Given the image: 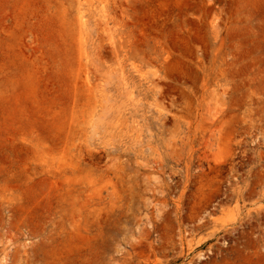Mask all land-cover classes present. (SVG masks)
Returning a JSON list of instances; mask_svg holds the SVG:
<instances>
[{"label":"rangeland","instance_id":"374dc122","mask_svg":"<svg viewBox=\"0 0 264 264\" xmlns=\"http://www.w3.org/2000/svg\"><path fill=\"white\" fill-rule=\"evenodd\" d=\"M0 264H264V0H0Z\"/></svg>","mask_w":264,"mask_h":264},{"label":"bare ground","instance_id":"6f19581e","mask_svg":"<svg viewBox=\"0 0 264 264\" xmlns=\"http://www.w3.org/2000/svg\"><path fill=\"white\" fill-rule=\"evenodd\" d=\"M200 260H203V258H202V259H200Z\"/></svg>","mask_w":264,"mask_h":264}]
</instances>
